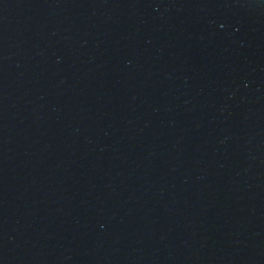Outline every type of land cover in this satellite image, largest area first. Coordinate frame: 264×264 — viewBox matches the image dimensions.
I'll return each mask as SVG.
<instances>
[{"label": "water", "instance_id": "95a60500", "mask_svg": "<svg viewBox=\"0 0 264 264\" xmlns=\"http://www.w3.org/2000/svg\"><path fill=\"white\" fill-rule=\"evenodd\" d=\"M0 264H264V0H0Z\"/></svg>", "mask_w": 264, "mask_h": 264}]
</instances>
